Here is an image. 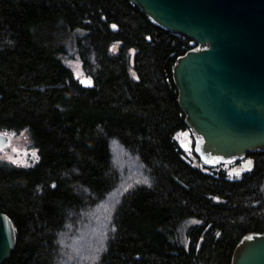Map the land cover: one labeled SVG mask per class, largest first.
<instances>
[{"label": "trees", "instance_id": "16d2710c", "mask_svg": "<svg viewBox=\"0 0 264 264\" xmlns=\"http://www.w3.org/2000/svg\"><path fill=\"white\" fill-rule=\"evenodd\" d=\"M191 49L132 0H0V131L37 150L0 159L17 230L4 264H231L264 234V152L230 183L178 141L173 70Z\"/></svg>", "mask_w": 264, "mask_h": 264}, {"label": "water", "instance_id": "95a60500", "mask_svg": "<svg viewBox=\"0 0 264 264\" xmlns=\"http://www.w3.org/2000/svg\"><path fill=\"white\" fill-rule=\"evenodd\" d=\"M159 26L199 44L180 56L173 78L187 126L204 160L264 151V0H132ZM0 131V150L11 144ZM17 230L0 211V264ZM231 264H264V234L245 236Z\"/></svg>", "mask_w": 264, "mask_h": 264}, {"label": "flooded vegetation", "instance_id": "af4514ba", "mask_svg": "<svg viewBox=\"0 0 264 264\" xmlns=\"http://www.w3.org/2000/svg\"><path fill=\"white\" fill-rule=\"evenodd\" d=\"M186 131L189 132L187 137L190 139V145L188 147L182 148L187 153L188 161L194 166L200 168L206 174L212 175L219 180L230 183L243 182L254 174L258 162L263 158L262 153L264 151L256 150L247 152L242 156L227 159L217 157L211 163H208L204 160V157L200 155L197 149V145L202 141V139L197 136L190 128L184 132ZM3 150H0V152Z\"/></svg>", "mask_w": 264, "mask_h": 264}, {"label": "rangeland", "instance_id": "374dc122", "mask_svg": "<svg viewBox=\"0 0 264 264\" xmlns=\"http://www.w3.org/2000/svg\"><path fill=\"white\" fill-rule=\"evenodd\" d=\"M77 73L82 76L78 69ZM188 133V131H183L178 135V141L184 148L190 145V139L187 137ZM10 134L12 136L11 144L6 147L5 150L0 152V159L19 167L33 164L37 159V150L30 145V141L26 137L25 133L22 132L20 134H15L10 132ZM192 223L193 222H187L182 225L181 228L183 234Z\"/></svg>", "mask_w": 264, "mask_h": 264}]
</instances>
